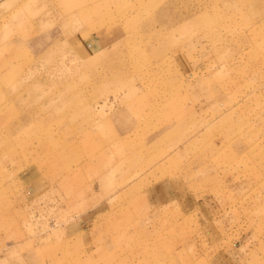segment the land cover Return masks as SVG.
I'll list each match as a JSON object with an SVG mask.
<instances>
[{
    "label": "rangeland",
    "instance_id": "374dc122",
    "mask_svg": "<svg viewBox=\"0 0 264 264\" xmlns=\"http://www.w3.org/2000/svg\"><path fill=\"white\" fill-rule=\"evenodd\" d=\"M0 264H264V0H0Z\"/></svg>",
    "mask_w": 264,
    "mask_h": 264
},
{
    "label": "bare ground",
    "instance_id": "6f19581e",
    "mask_svg": "<svg viewBox=\"0 0 264 264\" xmlns=\"http://www.w3.org/2000/svg\"><path fill=\"white\" fill-rule=\"evenodd\" d=\"M182 15H183V14H182ZM182 15H181V16H182ZM152 20H153V19H152ZM133 30H134V29H133ZM126 33H127V32H126ZM145 49H147V48H145ZM145 49H144V51H145ZM140 50H141V49H140ZM149 54H150V53H149ZM150 55H151V54H150ZM151 56H152V55H151ZM147 105H148V104H147ZM106 122H107V120H106ZM30 128H32V127H30ZM33 128H34V127H33ZM35 128H36V127H35ZM13 135H14V134H13ZM1 136H2V135H1ZM17 137H18V136H17ZM112 137H113V136H112ZM5 138H6V137H5ZM3 139H4V138H3ZM30 139H33V138H30ZM7 140H8V139H7ZM34 140H35V139H34ZM27 141H28V140H27ZM1 142H2V141H1ZM85 147H86V146H85ZM114 169H115V168H114ZM132 169H133V168H132ZM132 183H133V182H132ZM146 216H147V215H146ZM133 240H134V239H133ZM144 245H145V243H144ZM144 245H143V246H144ZM160 246H161V245H160ZM164 246H165V245H164ZM151 249H153V248H151ZM161 249H162V248H161ZM164 249H165V248H164ZM154 250H155V249H154ZM154 250H153V251H154ZM36 251H37V250H36ZM42 251H43V250H42ZM158 251H159V250H158ZM162 252H163V251H162ZM127 253H128V252H127ZM157 254H158V253H157ZM35 255H36V254H35ZM25 256H26V255H25ZM33 258H34V256H33ZM25 260H26V259H25ZM34 260H35V259H34ZM37 260H38V259H37ZM37 260H36V261H37Z\"/></svg>",
    "mask_w": 264,
    "mask_h": 264
}]
</instances>
